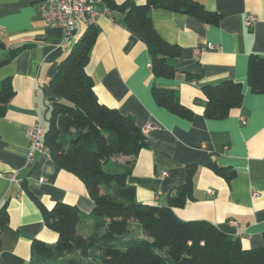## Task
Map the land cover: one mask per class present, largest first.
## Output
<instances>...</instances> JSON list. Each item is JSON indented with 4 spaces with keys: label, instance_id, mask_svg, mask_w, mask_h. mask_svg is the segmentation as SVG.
I'll return each mask as SVG.
<instances>
[{
    "label": "crops",
    "instance_id": "0c3cea01",
    "mask_svg": "<svg viewBox=\"0 0 264 264\" xmlns=\"http://www.w3.org/2000/svg\"><path fill=\"white\" fill-rule=\"evenodd\" d=\"M196 1L221 14L219 22L206 24L188 14L152 10L155 32L180 49L178 57L166 60L174 69L169 79L152 75L144 40L122 23L120 15L115 23L97 20L96 41L85 68L94 93L101 104L131 117L146 139L137 156L112 157L103 167L120 173L128 166L125 181L135 191V202L164 207L167 197L184 183L186 167L194 165L192 197L184 207L173 208V214L183 221L206 220L226 236L239 238L242 247L256 249L263 245L264 233V94L250 92L246 70L249 54L264 56V0ZM247 13L256 19L251 27H245ZM75 27L66 37L61 28L44 21L36 0H0V41L5 46L0 58L21 48L0 67V84L9 79L14 93L0 116V206L6 204L9 221L0 231V264L48 263L32 258L31 242L51 244L57 235L46 227L33 199L47 210L63 202L86 215L95 206L83 182L50 157L37 153L33 163H27V130L36 119L45 130L43 114L54 98L49 83L57 63L87 28L82 23ZM224 79L243 85L242 104L225 120H208L201 87ZM154 89L174 90L181 105L193 112L192 119L159 107L152 97ZM148 124L154 129L144 132ZM214 163L231 168L235 176L226 181L213 173L209 165ZM10 175L14 180H8ZM90 225L91 220L82 221L79 231L89 234Z\"/></svg>",
    "mask_w": 264,
    "mask_h": 264
},
{
    "label": "trees",
    "instance_id": "16d2710c",
    "mask_svg": "<svg viewBox=\"0 0 264 264\" xmlns=\"http://www.w3.org/2000/svg\"><path fill=\"white\" fill-rule=\"evenodd\" d=\"M110 10L121 16L122 23L145 42L150 56V71L159 78H172L174 69L167 59L178 57L180 49L168 45L151 24L152 10L197 17L206 24H217L221 14L208 11L196 0H103ZM97 29L87 26L77 42L57 63L55 76L49 83L54 96L47 108L43 143L51 160L64 171L75 175L95 205L88 214L65 203L41 210L46 227L55 232L56 240L47 244L31 242V255L47 264H264L263 245L256 249L242 247L239 238L228 237L206 220L183 221L173 208L186 205L193 193L194 165L186 167L183 184L167 197V205L159 207L135 202V191L126 184L129 172H108L103 163L117 156H137L146 147L141 128L131 117L119 114L98 102L92 77L86 73L90 50ZM0 41V50L4 49ZM21 48L9 50L0 58V67L15 58ZM246 83L252 94H264V56L248 55ZM197 78V77H192ZM206 99L203 115L208 120H225L243 101V85L224 79L203 85ZM14 96L11 81L0 84V116ZM153 100L168 112L191 120L193 112L177 99L174 90L152 91ZM213 173L231 180L235 173L215 163ZM91 220L90 232L83 235L78 225ZM6 204L0 206V231L8 224ZM1 235V234H0Z\"/></svg>",
    "mask_w": 264,
    "mask_h": 264
},
{
    "label": "built area",
    "instance_id": "2783aa9c",
    "mask_svg": "<svg viewBox=\"0 0 264 264\" xmlns=\"http://www.w3.org/2000/svg\"><path fill=\"white\" fill-rule=\"evenodd\" d=\"M37 8L44 21L52 27H59L68 37L74 30L77 23L85 26H95L97 20L106 18L115 23V18L119 15L110 10L107 3L103 0H36ZM245 27H251L256 19L251 13H247L245 17ZM208 48H214L209 44ZM154 129V126L148 124L143 131ZM29 150L27 153V163L32 164L35 154H39L44 158H49L48 148L43 143L45 130L40 119H36L33 125L28 128ZM166 175V171L160 173L161 178ZM12 181L13 175L8 177ZM254 195L256 193L254 192ZM230 224L236 225L233 220Z\"/></svg>",
    "mask_w": 264,
    "mask_h": 264
},
{
    "label": "rangeland",
    "instance_id": "374dc122",
    "mask_svg": "<svg viewBox=\"0 0 264 264\" xmlns=\"http://www.w3.org/2000/svg\"><path fill=\"white\" fill-rule=\"evenodd\" d=\"M48 115V111H46L44 114H43V117H46ZM46 124V123H45ZM46 127V125H45ZM107 168V167H106Z\"/></svg>",
    "mask_w": 264,
    "mask_h": 264
}]
</instances>
